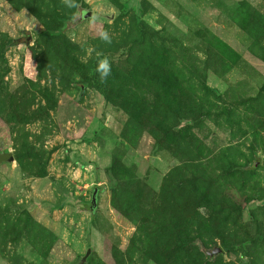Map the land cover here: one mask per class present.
<instances>
[{"label": "rangeland", "instance_id": "1", "mask_svg": "<svg viewBox=\"0 0 264 264\" xmlns=\"http://www.w3.org/2000/svg\"><path fill=\"white\" fill-rule=\"evenodd\" d=\"M1 158L0 264H264V0H0Z\"/></svg>", "mask_w": 264, "mask_h": 264}, {"label": "water", "instance_id": "2", "mask_svg": "<svg viewBox=\"0 0 264 264\" xmlns=\"http://www.w3.org/2000/svg\"><path fill=\"white\" fill-rule=\"evenodd\" d=\"M87 15H90V12L87 10L86 12ZM258 163V161H254L252 162L247 168L248 169H253L256 164ZM98 192V188L94 187L91 189L90 192V199H89V204H88V211L89 213H92L95 209H96V195ZM219 252V248L215 247L212 250L208 251L209 255H215ZM90 254V248L86 247L83 254H81L77 260L75 262H73L72 264H84L87 260V257Z\"/></svg>", "mask_w": 264, "mask_h": 264}, {"label": "clouds", "instance_id": "3", "mask_svg": "<svg viewBox=\"0 0 264 264\" xmlns=\"http://www.w3.org/2000/svg\"><path fill=\"white\" fill-rule=\"evenodd\" d=\"M66 4L70 5V0H65ZM101 37L104 41L109 42L107 33H101ZM97 71L100 73L99 79L101 83H105L107 78L111 75L110 63L107 59H104L98 63Z\"/></svg>", "mask_w": 264, "mask_h": 264}, {"label": "trees", "instance_id": "4", "mask_svg": "<svg viewBox=\"0 0 264 264\" xmlns=\"http://www.w3.org/2000/svg\"><path fill=\"white\" fill-rule=\"evenodd\" d=\"M1 160H4V159H3V158H1V159H0V161H1Z\"/></svg>", "mask_w": 264, "mask_h": 264}]
</instances>
